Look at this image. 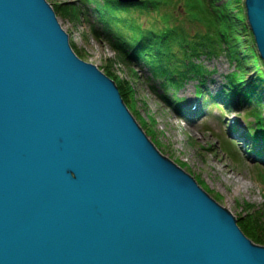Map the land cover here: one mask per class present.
Returning <instances> with one entry per match:
<instances>
[{"label": "water", "instance_id": "obj_1", "mask_svg": "<svg viewBox=\"0 0 264 264\" xmlns=\"http://www.w3.org/2000/svg\"><path fill=\"white\" fill-rule=\"evenodd\" d=\"M245 6L264 60V0ZM238 221L157 149L47 0H0V264H264Z\"/></svg>", "mask_w": 264, "mask_h": 264}, {"label": "rangeland", "instance_id": "obj_2", "mask_svg": "<svg viewBox=\"0 0 264 264\" xmlns=\"http://www.w3.org/2000/svg\"><path fill=\"white\" fill-rule=\"evenodd\" d=\"M155 1L160 2V5L151 11L153 19L150 28L163 31L167 28L174 29L179 34L186 32L190 35L194 31L203 30L194 17L205 10V0ZM210 1L214 8L219 0ZM225 1L221 0L219 5ZM47 2L55 12L57 6L76 4V0ZM240 7L246 14L245 0H241ZM61 11L59 8L60 13L56 12V15L69 35L75 53L83 61L97 66L116 83L131 114L164 156L194 176L199 185L237 219L246 215V203L254 205L257 211L264 210V161L259 160L256 155L251 156L252 143L248 137L255 128L256 120L248 115L253 106L245 104L239 107L232 104L228 109L226 105L230 103L218 98L215 101L207 99L204 106L200 104L203 103L202 94L207 98L210 94L215 96L226 86V75L235 69L226 56L205 60L206 66L213 71L210 81L204 86L206 91H200L204 87L195 79L185 83L174 95L172 90L163 92L160 81L143 63L133 62L128 66L119 61L107 38L94 34L92 26L98 25L94 12H85L82 8L83 14L79 19H70L63 17ZM246 24L249 28L247 20ZM249 42L251 41H247L248 45ZM107 69L111 74L106 72ZM252 72L253 69H250L247 76L250 77ZM125 80L135 85L136 108H133V101H128L129 98L126 100L122 94L119 84ZM124 87L126 88L125 84ZM263 98L259 109L264 114ZM176 99L181 100L178 104L184 110L193 111L195 107L201 111L194 112L193 115L182 112L183 109L176 110ZM229 136L235 145H227ZM240 222L238 221V225L243 233L254 243L264 246V241H254ZM260 236L264 240V236Z\"/></svg>", "mask_w": 264, "mask_h": 264}, {"label": "trees", "instance_id": "obj_3", "mask_svg": "<svg viewBox=\"0 0 264 264\" xmlns=\"http://www.w3.org/2000/svg\"><path fill=\"white\" fill-rule=\"evenodd\" d=\"M220 2L213 8L211 1L205 0V10L194 17L203 30L194 31L192 35L186 32L179 34L174 29L150 28L151 11L160 5L155 0H144L137 5H123L118 0H76V4L67 7L59 4L56 12L60 13V8L61 15L70 19H79L83 14L82 8L85 12H94L98 22L97 27L92 26L94 34L107 38L119 61L128 66L132 62L143 63L160 81L163 92L172 90L174 95L191 79H196L204 87L213 73L205 60L226 56L235 69L226 75V86L219 93L215 96L210 94L208 98L202 94L203 106L207 99L215 101L217 98L225 99L227 104L252 105L248 115L256 121L248 137L253 146L251 151L263 158L264 114L259 108L264 95V61L247 27L241 0H226L219 5ZM250 69L253 72L248 77ZM106 72L111 74L109 69ZM120 83L123 96L133 101V108H136L135 85L128 80ZM206 90L205 87L200 88L202 92ZM180 101L176 99L177 103ZM179 106H175L176 110H181ZM230 144L234 143L228 141L227 145ZM261 147L263 150H259ZM245 205L247 213L239 221L254 241H264L260 236H264V210L257 211L252 204Z\"/></svg>", "mask_w": 264, "mask_h": 264}, {"label": "bare ground", "instance_id": "obj_4", "mask_svg": "<svg viewBox=\"0 0 264 264\" xmlns=\"http://www.w3.org/2000/svg\"><path fill=\"white\" fill-rule=\"evenodd\" d=\"M192 80H195V79H191V80H189V81H192ZM189 81H188V82H189ZM188 82H186V83H188ZM163 95H164V94H163ZM164 98H165V97H164ZM165 99H166V98H165ZM196 101H197V100H196ZM172 105H173V103H172ZM175 105H178V103L175 102ZM179 108H180V109H184L183 106H179ZM193 109H195V107H193ZM262 161H263V160H262Z\"/></svg>", "mask_w": 264, "mask_h": 264}]
</instances>
